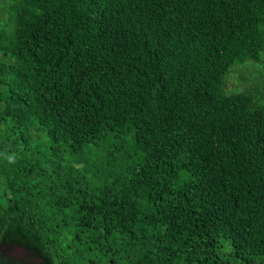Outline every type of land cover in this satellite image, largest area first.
<instances>
[{
	"label": "trees",
	"instance_id": "16d2710c",
	"mask_svg": "<svg viewBox=\"0 0 264 264\" xmlns=\"http://www.w3.org/2000/svg\"><path fill=\"white\" fill-rule=\"evenodd\" d=\"M0 264H264V0H0Z\"/></svg>",
	"mask_w": 264,
	"mask_h": 264
},
{
	"label": "flooded vegetation",
	"instance_id": "af4514ba",
	"mask_svg": "<svg viewBox=\"0 0 264 264\" xmlns=\"http://www.w3.org/2000/svg\"><path fill=\"white\" fill-rule=\"evenodd\" d=\"M4 249H7V248H4Z\"/></svg>",
	"mask_w": 264,
	"mask_h": 264
}]
</instances>
